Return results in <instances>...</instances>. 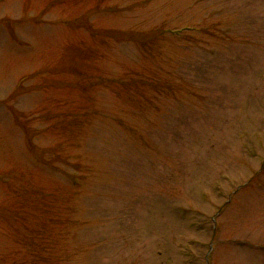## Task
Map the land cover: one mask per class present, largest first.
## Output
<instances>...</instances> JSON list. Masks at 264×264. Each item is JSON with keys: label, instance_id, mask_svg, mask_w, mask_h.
I'll list each match as a JSON object with an SVG mask.
<instances>
[{"label": "rangeland", "instance_id": "obj_1", "mask_svg": "<svg viewBox=\"0 0 264 264\" xmlns=\"http://www.w3.org/2000/svg\"><path fill=\"white\" fill-rule=\"evenodd\" d=\"M0 264H264V0H0Z\"/></svg>", "mask_w": 264, "mask_h": 264}]
</instances>
